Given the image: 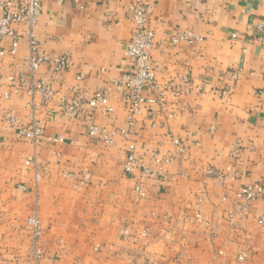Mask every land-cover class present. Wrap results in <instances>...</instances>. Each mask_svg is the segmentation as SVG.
<instances>
[{
  "label": "crops",
  "instance_id": "obj_1",
  "mask_svg": "<svg viewBox=\"0 0 264 264\" xmlns=\"http://www.w3.org/2000/svg\"><path fill=\"white\" fill-rule=\"evenodd\" d=\"M133 2L147 7L159 82L179 91L137 114L116 85L131 71L123 49ZM263 33L264 0H42L35 35L47 60L32 78L50 79L53 96L40 104L24 37L15 55L0 56V264H35L25 220L41 169L38 264H264V196L245 208L236 197L264 184ZM58 57L68 60L61 71ZM96 92L111 113L83 104L65 114ZM33 116L43 126L38 145L16 133ZM90 120L110 143L87 134ZM129 143L133 175L123 171ZM28 157L36 168H25ZM140 180L143 198L134 190Z\"/></svg>",
  "mask_w": 264,
  "mask_h": 264
},
{
  "label": "built area",
  "instance_id": "obj_2",
  "mask_svg": "<svg viewBox=\"0 0 264 264\" xmlns=\"http://www.w3.org/2000/svg\"><path fill=\"white\" fill-rule=\"evenodd\" d=\"M64 1V0H53ZM42 0H0V56L6 52L10 55H15L19 46V38L24 37L26 40L28 54L23 58L27 75L31 83L35 87V93L40 97V104L46 103L54 94L53 87L50 79L42 77L39 80H33V75L39 70L40 66L47 60V56L40 52L39 42L35 35V27L38 18L41 14ZM128 18L131 23L130 37L125 43L123 53L131 71L123 74L116 82L119 91L122 92L123 100L127 104L131 114H137L142 105H165L167 103V94L176 95L179 93L176 88L171 87L168 83H161L157 77L158 67L155 65L151 52L154 46V30L148 22V13L146 5L140 2L130 3L127 7ZM16 25H21L23 29L17 30ZM231 37H235L232 34ZM264 37V33L262 38ZM6 39H10L8 47H4ZM68 66V60L65 57H58L53 60V69L61 71ZM22 84L27 81L24 75H20ZM12 79V76L9 77ZM148 91L147 95L143 94V90ZM17 93V89H13ZM8 95L4 94L6 98ZM85 104L88 108H96L103 106L106 112L111 113L113 108L108 103V97L104 92H96L88 100L83 102L82 97L78 96L64 109L65 114L69 118L76 116L78 109ZM7 120L10 124H15V118L8 114ZM87 134L95 139L103 140L110 143L108 133L100 129L93 121H88ZM16 133L21 139L37 145L41 142L43 137V126L38 118L31 117L30 121L26 124L17 126ZM122 136H126L124 130L120 131ZM48 141H55L56 138L48 137ZM183 151V148H180ZM125 160L123 163V171L126 175H133L137 169V153L135 145L129 143L125 147ZM25 165L32 166L33 159L31 157L25 160ZM35 181L40 178L39 172H35ZM134 190L139 197L146 195L141 181L138 182ZM264 196V185L262 184H249L240 188L236 197L242 204H248L250 201ZM231 217V214L229 215ZM196 220L200 221V214H196ZM257 222L264 225V216L258 218ZM27 226L32 236L33 241V260L35 264L39 263L43 253L36 245L37 239L42 232V226L36 214L27 218ZM221 254V252H220ZM246 253H240L236 256L237 261H244Z\"/></svg>",
  "mask_w": 264,
  "mask_h": 264
},
{
  "label": "rangeland",
  "instance_id": "obj_3",
  "mask_svg": "<svg viewBox=\"0 0 264 264\" xmlns=\"http://www.w3.org/2000/svg\"><path fill=\"white\" fill-rule=\"evenodd\" d=\"M20 138V137H19ZM23 140V139H22ZM25 141V140H24ZM25 142H27V141H25ZM32 144V143H31ZM34 145V144H33ZM38 145V144H37ZM29 158V157H28ZM32 159H33V163H32V166L31 167H27L26 165H25V163H23V165L25 166V168L26 169H28V168H32V169H34V168H36L35 167V162H34V158L33 157H31ZM27 159V158H26ZM25 162V161H24ZM37 172H39V174H40V178L38 179V181L36 182L35 181V203H34V206H33V209H32V213L29 215V216H31V215H33V214H36V216L39 218V220H40V223H41V226H42V222H41V219H40V217H39V213H38V182L40 181V179L42 178V172H44L45 171V169H41V170H36ZM35 171V172H36ZM36 178H35V173H34V180H35ZM141 181V180H140ZM140 181H138V182H140ZM137 182V183H138ZM136 183V184H137ZM135 184V185H136ZM255 184H257V183H255ZM262 185H264V184H262ZM143 186V185H142ZM135 187V186H134ZM243 187V186H242ZM241 187V188H242ZM136 192V191H135ZM138 196V195H137ZM138 198H141V197H139L138 196ZM143 198V197H142ZM241 205H242V207L243 208H245L246 206H247V204H242V202H241ZM29 216H27V218L29 217ZM27 218H26V220H25V225H26V227H27V229H28V226H27ZM42 230H43V226H42ZM28 231H29V229H28ZM41 234H42V232H41ZM29 235H30V239H31V244H30V252H31V256H32V253H33V246H32V244H33V241H32V236H31V234H30V232H29ZM41 236V235H40ZM40 238V237H39ZM39 238L37 239V241H36V245L41 249V247L38 245V241H39ZM41 251H42V249H41ZM42 253H43V251H42ZM42 258V257H41ZM40 258V259H41ZM32 259H33V256H32ZM237 261V260H236ZM33 262H34V260H33ZM238 262H240V261H238ZM242 262V261H241Z\"/></svg>",
  "mask_w": 264,
  "mask_h": 264
}]
</instances>
